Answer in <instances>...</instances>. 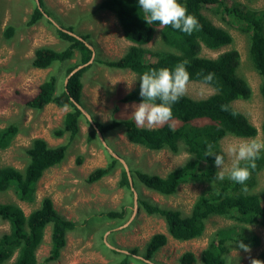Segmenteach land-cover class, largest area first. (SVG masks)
<instances>
[{"label":"trees","instance_id":"obj_1","mask_svg":"<svg viewBox=\"0 0 264 264\" xmlns=\"http://www.w3.org/2000/svg\"><path fill=\"white\" fill-rule=\"evenodd\" d=\"M179 3L185 5L188 14L194 15L199 21L200 27L190 35L171 26L161 27L158 22L147 24L138 0H101L98 9L109 10L115 15L122 35L129 45L120 57L97 62L111 68L129 69L139 77L146 70L163 67L174 69L178 63L187 62L190 81L205 83L204 77L208 73L214 74L212 82L206 83L213 88V92L200 98L185 94L172 105L173 119L163 126L152 129L137 127L131 118L117 121L113 117L114 119L108 122L88 121L90 130L87 139L97 136V130L103 135L115 126H122L123 134L131 143L149 150L167 149L173 153L187 154L181 165L163 176L142 170L129 171L133 187L134 180L136 182L138 179L146 188L161 195L174 194L181 183L203 184L188 214H182L177 209L161 207L145 199L139 200L142 210L147 215H157L164 220L167 233L174 239L188 240L200 236L207 218L211 215L226 216L239 223L264 226V187L258 189V173L264 168V151L260 153V159L256 161L257 167L251 170V177L244 185L235 183L227 177L224 180H216L218 168L214 163V157H205L207 143L214 144L215 150L220 152L219 141L226 135L250 138L260 131L264 139V8H251L237 1L228 3L227 0H179ZM207 6L213 7V12L220 17V21L248 36V57L260 79L258 90L263 117L259 127L233 106L234 101L247 100L252 94L248 81L237 73L240 64L239 52L236 49H227L214 57L200 55L202 45L216 49L232 41L227 29L212 23L202 12V8ZM45 16L47 17V13L39 0V6L36 4L33 6L24 25L30 27L44 18L65 46L36 47L31 58V66L47 68L54 62H59L62 65L60 70L63 71V78L67 80L59 87L57 76L49 75L25 103L35 109H41L48 103L67 107L61 124L53 133L56 137L67 134L73 139L80 131L79 122L83 115L77 105L81 104V76L89 68L90 63L67 76L76 66L90 60L92 50L86 41L87 34H70L67 31L73 32L72 26L58 27L52 19ZM156 28H159L160 40L167 50L152 51L145 47L154 37ZM3 35L5 39L11 38L14 35V27L8 24ZM151 57L153 59H150ZM139 77L133 88L118 97L113 106V113L118 111L121 103L142 101L139 95ZM222 104L228 105L229 110L222 111ZM233 112L236 115H232ZM18 130L13 123L0 128L1 149L10 145ZM67 149V142L49 145L42 137L32 138L30 144L23 149L27 158L22 168L12 165L0 166V191L11 189L17 199L34 202L37 181L46 169L58 165L65 158ZM109 157L108 163L90 171L86 180L88 182L99 180L119 166L117 186L131 189L128 174L119 159L112 154ZM80 160L79 156L78 162ZM100 214L101 217L112 220L123 219L125 213L121 209ZM0 219L8 223V230L0 234V264H38L36 251L43 242L47 226L50 227V241L44 261L57 260L65 246L67 233L76 225L74 221L65 218L56 210L48 196H43L39 204L27 214L14 202H0ZM231 231L233 229L230 227L217 230L201 251V264H224L223 254L228 249L225 245L227 239L233 240L235 245L240 241L250 247L259 244V236L253 231L232 234ZM166 241L165 233H153L145 243L143 259L149 260ZM132 253L136 254V248ZM129 257V254L123 253V258L113 264H127ZM255 259L264 261V249ZM139 261L150 264L140 259ZM178 264H197V258L192 251L186 250L180 254Z\"/></svg>","mask_w":264,"mask_h":264},{"label":"rangeland","instance_id":"obj_2","mask_svg":"<svg viewBox=\"0 0 264 264\" xmlns=\"http://www.w3.org/2000/svg\"><path fill=\"white\" fill-rule=\"evenodd\" d=\"M101 0H41L46 18L54 21L58 27L72 26L75 34H87L86 41L93 47L94 55L89 68L81 76L82 90L80 102L85 108L79 122V133L70 139L67 134L56 137L53 130L61 124L67 107L48 103L41 109L26 105V100L35 94L38 85L49 75L59 79V87L64 83L61 63L54 62L47 68L31 66V58L36 47L48 45L63 48L56 37L53 27L45 19L27 27L24 25L28 13L37 3L35 0H0V128L9 123L16 124L18 131L6 148H0V166L12 165L22 168L26 161L24 148L32 138L42 137L49 145L68 143L67 154L58 164L44 171L37 181L34 202L21 201L11 189L0 191V202H14L25 214L39 204L43 196L53 201L56 210L76 225L66 235V243L57 260L45 262L49 251L50 227L45 228L43 242L36 251L38 264H78L81 262H101L113 264L129 254L127 264H144V246L153 233L167 235L166 243L149 259L154 264H178L183 251H192L197 264H201V251L207 246L217 230L232 228L230 233L253 231L259 236V244L245 252L233 240L227 239L228 247L223 254L224 264H250V260L264 249V226L260 224L239 223L229 217L211 215L205 222V228L198 237L188 240L172 238L166 230L165 222L157 215H147L139 204L140 199L148 200L161 207L179 210L188 214L194 199L203 188L197 182L181 183L174 194L161 195L146 188L138 179L132 189L118 185L120 167L112 173L94 182L86 177L90 171L104 166L110 154L123 160L129 171L142 170L147 173L165 175L171 169L181 165L187 154L173 153L167 149L149 150L129 142L123 134L122 126H115L103 135L87 139L90 126L88 121L108 122L116 118H131L133 106L137 102L121 103L116 113L113 106L118 97L133 88L139 75L129 69H116L97 62L120 57L128 48L129 42L122 35L121 27L115 15L109 10H99ZM240 2L251 8H264V0H227ZM38 6V5H37ZM202 12L217 26L229 31L232 41L216 49L201 46L200 55L214 57L227 49L239 52L240 64L237 73L244 77L252 90L247 100H236L233 106L247 119L260 126L263 117L262 101L259 94V75L248 57L249 39L247 34L222 21L213 12L212 6L202 8ZM10 24L14 35L5 39L3 31ZM152 51L167 50L156 28L154 37L145 45ZM150 59H153L152 57ZM59 63V64H58ZM62 69V68H61ZM213 88L200 81H190L186 95L194 98L205 97ZM80 104V103H79ZM114 117V118H113ZM88 119V120H87ZM250 138L262 139V134ZM226 135L219 141V148L237 140H247ZM81 160L78 162V157ZM226 163H230L225 156ZM120 161V160H119ZM122 164V163H121ZM123 166V165H122ZM264 187V168L258 173V189ZM124 210L123 219L107 220L100 213L110 210ZM234 226V227H232ZM8 230V223L0 219V234ZM136 248V254L132 253ZM8 264V263H7Z\"/></svg>","mask_w":264,"mask_h":264},{"label":"clouds","instance_id":"obj_3","mask_svg":"<svg viewBox=\"0 0 264 264\" xmlns=\"http://www.w3.org/2000/svg\"><path fill=\"white\" fill-rule=\"evenodd\" d=\"M138 3L145 14L144 20L149 25L158 22L161 27L171 26L189 35L200 27L197 18L188 14L186 6L179 3V0H138ZM186 63H178L174 69L163 67L146 70L139 77V95L142 101L133 106L131 114L137 127L152 129L163 126L173 119L172 105L186 94L190 82ZM213 78L214 74L208 73L204 81L211 83ZM132 83L128 84L129 89ZM80 106L83 112L85 107L82 104ZM221 110L228 111L229 106L222 104ZM232 115L236 113L233 112ZM262 151L264 139L250 138L229 142L222 146L220 152L215 150L214 144L207 143L205 157H214V163L218 168L216 180H224L227 177L235 183L244 185L251 177V170L257 167L256 161L260 159ZM225 156L229 158L230 163H226ZM238 246L245 252L251 251L250 246L243 241H240ZM250 264H264V261L252 258Z\"/></svg>","mask_w":264,"mask_h":264},{"label":"water","instance_id":"obj_4","mask_svg":"<svg viewBox=\"0 0 264 264\" xmlns=\"http://www.w3.org/2000/svg\"><path fill=\"white\" fill-rule=\"evenodd\" d=\"M35 1H36L37 5L39 6V0H35ZM53 22H54V21H53ZM67 32H69L70 34L75 35V33L72 32V31H67ZM89 48L92 50V57H93V55H94L93 47L89 45ZM92 57L90 58V60H89L88 62L76 66V67H75V68L69 73V75H68L67 77H69L72 73H74L75 71H77L79 68H81V67L85 66L86 64L90 63L91 60H92ZM66 80H67V78L65 79L64 83H66ZM77 105H78V107L81 108V106H80L79 104H77ZM81 109H82V108H81ZM83 113H84L85 115H87V117H88L89 120H90V117L88 116V114L85 113V112H83ZM91 123H93V122L91 121ZM97 134H98L99 136H101V133L99 132V130H97ZM119 160H120V162L122 163L123 167L125 168V170H126V172H127V174H128L130 188L132 189L133 184H132L131 176H130V174H129V169H128L127 165L125 164V162H123V160H121V159H119ZM146 261H147L148 263H150V264H153V263L150 262L149 260H146Z\"/></svg>","mask_w":264,"mask_h":264},{"label":"crops","instance_id":"obj_5","mask_svg":"<svg viewBox=\"0 0 264 264\" xmlns=\"http://www.w3.org/2000/svg\"><path fill=\"white\" fill-rule=\"evenodd\" d=\"M85 107V106H84Z\"/></svg>","mask_w":264,"mask_h":264}]
</instances>
